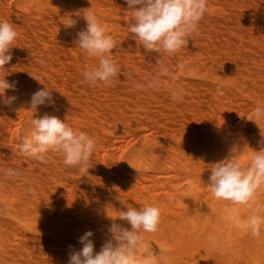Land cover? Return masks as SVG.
Wrapping results in <instances>:
<instances>
[{
	"label": "bare ground",
	"instance_id": "1",
	"mask_svg": "<svg viewBox=\"0 0 264 264\" xmlns=\"http://www.w3.org/2000/svg\"><path fill=\"white\" fill-rule=\"evenodd\" d=\"M7 2L0 0V21L13 24L19 37L10 49L12 60L0 69V77L6 76L15 85L5 95L15 96L21 107H29L34 92L45 85L56 89L55 105L30 109L32 114L67 118L74 130L88 133L98 147L88 172L80 173L63 163L61 152L49 151L43 161H37L19 152L20 143L9 151L7 142L2 139V146L0 140V190L10 199L7 217L0 215V264H68L69 246L82 248L79 238L89 230L95 251H100L111 223L106 213L117 215V209L123 207L120 200L137 208L144 203L160 208L158 230L145 234L159 254V264H231V258L222 257L225 243L231 240L242 241V247L237 252L231 249V254L243 255L250 264H264V230L256 238L235 227L228 219L233 205L215 200L207 187L211 164L233 154L246 163L252 149L264 146L260 129L264 121L260 126L254 121L249 126L237 122L239 127L231 135V113L225 112L243 96L254 104H264V0H208V12L181 50L187 63L179 67L176 79L162 78L160 87L143 89L136 85L159 71L157 59L171 70L179 55L157 57L138 47L129 32L132 10L126 0H22L18 11ZM90 7L113 36L114 52L122 53L115 58L121 74L110 87L89 86L82 77L89 57L85 58L75 41L77 33L86 29L83 14ZM68 16L76 21L71 28L62 23ZM134 55L139 58H132ZM217 83L222 85L223 95L217 93ZM177 87L183 88L184 98L173 103L168 89ZM154 94L161 100L153 99L157 98ZM154 100L159 104L153 105ZM2 101L0 97V129L8 125L4 134L11 136L6 138L18 139L16 133L11 134L15 130L9 132V123L15 120L10 122L7 116L15 106ZM151 105L162 120L157 114L153 118L148 111L153 109ZM171 109L177 112L173 116L183 117L171 120ZM30 121L26 132L31 130ZM138 124L151 127L153 135L150 142L141 141L130 152L127 162L120 154L112 156V162L135 172L134 177H120L121 173L111 171L110 161L106 155L101 157L100 149H108V136ZM246 145L247 153L241 152ZM8 168L18 170L20 176L5 177L3 170ZM146 179L151 183L144 184ZM189 180L195 182L193 187ZM29 187L35 189V197L28 193ZM256 199L264 204V188ZM236 207L241 219L250 215L246 206Z\"/></svg>",
	"mask_w": 264,
	"mask_h": 264
},
{
	"label": "clouds",
	"instance_id": "2",
	"mask_svg": "<svg viewBox=\"0 0 264 264\" xmlns=\"http://www.w3.org/2000/svg\"><path fill=\"white\" fill-rule=\"evenodd\" d=\"M126 3L132 10L129 32L134 35L138 47L142 46L146 53H157V57L162 53H180L208 12V0H126ZM83 18L87 26L77 33L75 43L87 57L94 58L95 63L85 68L82 77L89 86L102 84L110 87L121 74L112 58L116 42L91 7L87 8ZM62 23L71 28L76 21L68 16ZM18 37L19 32L13 24L0 21V69L5 68L12 60L10 49ZM157 64L160 65L159 71L144 83H137V89L158 88L162 85V78L175 79L168 66L162 65L159 59ZM177 66L182 67V63ZM221 88L222 85L217 83L216 91L219 95H223ZM9 89L15 90V85L6 76L0 77V97H3L2 102L6 105H11L16 99L15 96L5 95ZM53 90L56 89L45 85L34 92L29 108L37 110L41 105L54 106ZM168 92L173 103L182 102L183 88H169ZM246 118L260 126V122L264 121V104H258L252 110L251 117ZM30 125L31 130L25 132L20 140L19 152L24 157L43 161L45 153L57 151L63 153V163L66 166L76 168L80 173L88 172L89 162L98 147L93 137L85 131L74 130L67 123V118L61 120L47 113L33 117ZM260 129L264 138V127L260 126ZM261 143L264 145V140ZM248 148L246 145L241 152L247 153ZM144 170H148L147 164L144 165ZM210 173L207 187L212 197L218 201H229L233 205L228 219L235 227L249 231L253 237H260L264 230V215H261L264 204L256 197L259 190L264 188V146L260 150L252 149L246 163L235 154L215 162L211 164ZM3 174L9 178L20 176V172L14 168L3 170ZM188 185L193 187L195 182L189 180ZM27 191L33 197L37 195L32 187ZM120 201L123 207L117 209V215L106 213L111 223L107 227L100 251H95L94 242L90 239L93 232L89 230L79 238L82 248L72 250V246H69L68 264H159V254L154 252L145 234L158 230L160 208L148 203L137 208ZM240 205L250 209V215L246 219L240 217L236 207ZM121 221L130 227L124 226Z\"/></svg>",
	"mask_w": 264,
	"mask_h": 264
},
{
	"label": "rangeland",
	"instance_id": "3",
	"mask_svg": "<svg viewBox=\"0 0 264 264\" xmlns=\"http://www.w3.org/2000/svg\"><path fill=\"white\" fill-rule=\"evenodd\" d=\"M8 2H7V5L11 8V9H13V10H16V11H18L19 10V7H18V4L22 1V0H7ZM20 1V2H19ZM17 6H16V5ZM115 50H113V54H112V58L114 59V61L116 62V60H115V58L118 60V58L117 57H120L119 55H121L122 56V53H120L119 54V52L117 51V53L119 54H116L115 52H114ZM183 54V55H182ZM117 55V56H116ZM179 55V57H177ZM178 55L176 56L177 58H179V59H177V60H179V61H177V63H182V67H183V65H185L186 63H187V58L185 57L186 56V54L185 53H183V52H180V53H178ZM135 56H137V55H134L132 58H139V56H137V57H135ZM181 56H183V57H181ZM85 58L87 59L88 57L87 56H85ZM182 58V59H181ZM83 59V61L84 60H86V59H84V58H82ZM88 60H92L93 62H91V61H89L90 63H95V60H93V58L92 59H90V58H88ZM88 60H86L87 61V63H86V61L84 62L85 64H84V66L86 65H89L90 63L88 62ZM181 60V61H180ZM120 62H116V64L118 65ZM172 65H173V63H172ZM176 67H175V66ZM173 66H174V68L172 69L171 68V70H173L174 72V76H176L178 73H179V70H180V68L177 66L178 64H176V62H175V64H174ZM119 67H120V65H118ZM122 66V65H121ZM172 66V67H173ZM179 69H178V68ZM178 69V70H177ZM121 70V69H120ZM175 73H176V75H175ZM176 79V78H175ZM160 96H161V93L159 94ZM159 95H157V94H154V96H157V98H153V99H160L161 97L163 98L164 96H163V94H162V96L161 97H159ZM242 98H244V99H242ZM245 98H247L246 96H243V97H240L239 98V100H237V102H235V104L234 105H232V107L231 108H229V109H226L225 110V112L227 113V112H229L228 114L230 115V113H231V116H229L230 117V119H231V121H232V123H233V128L232 127H230L229 128V131H228V134H231V135H233V132H236V128H238L239 127V124H237V122L238 123H240V122H242V124H244V125H247V126H249V124H250V120H247V118L246 117H251V115H252V110L256 107H254V105H257V104H254L255 102L254 101H252L251 99L249 100V98H247V99H245ZM152 99V100H153ZM161 100V99H160ZM157 101V103L155 102V100L154 101H151V103L154 105L155 103L158 105L159 103V101L158 100H156ZM153 102H155V103H153ZM250 102V103H249ZM251 102H252V104H253V106H250L251 105ZM249 104V105H248ZM12 105L13 106H15V107H13L12 109H11V111L9 112V114H7V116H8V119L9 120H11L10 122H12L13 120H15V121H13V122H15L14 124H13V122L12 123H9L10 125H9V128H10V131L9 132H11L12 130H15L16 132H12L11 134H13V133H16L15 135L16 136H18V139H14V140H12L10 137H7L6 138V136H9L10 134L9 133H7V135H5L4 133H6V131H8V125L6 126L5 124V128L7 127V130H5V132H4V127L2 126L1 127V129H0V135H2V136H0V140H1V142H2V139H3V142H7V146H5L6 148H8L7 150H9L10 151V147L11 148H14L15 146H16V144L17 143H20V140H21V138H22V135L26 132V123H27V121H30L33 117H40L39 115H33L32 114V112H31V110H30V108L29 107H21V104L19 103V102H17L16 100H14L13 101V103H12ZM157 105H155V108H157L156 106ZM254 107V108H253ZM150 108H153V109H149L148 111L152 114V116H153V118H154V116L157 114V116H159L158 118H159V120H162L163 118H162V116L160 115V113L158 114L157 112H159V111H156L155 109H154V106H152L151 105V107ZM228 108V107H227ZM20 109V110H19ZM157 110H158V108H157ZM248 110V111H247ZM245 111H247V112H245ZM12 112V113H11ZM16 114H15V113ZM175 112V114L177 115V112L174 110L173 111V109H171V113H172V118H171V120L172 119H175V120H178L177 118H179V117H183V116H181L180 114L178 115V117L176 116V115H174L173 116V113ZM11 113V114H10ZM246 113H247V115H246ZM150 114V115H151ZM245 114V115H244ZM13 115V116H12ZM18 116V117H15V116ZM156 116V117H157ZM169 116V115H168ZM167 116V119L169 118V117H171V116H169L168 117ZM30 117H32L31 119H29ZM155 117V118H156ZM12 118V119H11ZM166 118V117H165ZM157 119V118H156ZM167 119H165V121L167 120ZM180 119H182V118H180ZM18 120H19V123H18ZM18 123V124H17ZM232 123H231V125H232ZM11 125H13V126H11ZM23 126V127H22ZM14 127V128H13ZM2 128H3V133L1 132V130H2ZM13 128V129H12ZM147 128V127H146ZM145 127L143 128L142 127V125L141 124H138L137 126H133V128L131 129V130H128V129H126L124 132L122 131L121 133H115V134H113V135H111L110 137L108 136V138H106V141H107V144L109 145V146H106V147H108V149L106 148L105 149V146L103 147V149H102V147H101V149L100 150H102L101 152H100V154H101V157H103V156H105L106 155V157H107V159H109L108 160V162L110 161V163L109 164H111V167L112 168H110L111 169V171L113 172V170L114 171H117L118 173H121L122 175L120 176V177H123V176H132V177H134V175H135V172L134 171H130L128 168H122L121 166H120V164L118 163V161H116L115 159V161H113L112 162V158L115 156V158H117L118 157V155L120 154V156L119 157H123V159L127 162V160H128V156H129V154H130V152L136 147V146H138V145H140V144H142L141 143V141H143V143H145V142H150V138L152 137L151 135H153V129L150 127V129H149V126H148V129H146ZM22 129V130H21ZM152 129V130H151ZM151 131V132H150ZM230 132V133H229ZM147 133V134H146ZM5 135V141H4V138H3V136ZM141 134H143V135H141ZM144 134H146L145 136H144ZM142 137H141V136ZM11 136V135H10ZM149 136H150V138H149ZM14 137V136H13ZM145 137V138H144ZM9 138V139H8ZM6 139H8V140H6ZM139 140V141H138ZM16 141V142H15ZM0 142V143H1ZM2 142V143H3ZM137 144H136V143ZM9 144V145H8ZM5 144L3 143V145L2 146H4ZM134 146V147H133ZM2 148V147H1ZM16 148V147H15ZM103 153V154H102ZM126 154V155H125ZM109 155H111V156H109ZM113 156V157H112ZM127 156V157H126ZM118 160V159H117ZM108 165V164H107ZM105 166V165H104ZM108 166H110V165H108ZM107 168H109V167H107ZM113 169V170H112ZM128 169V170H127ZM134 172V173H133ZM170 172V171H169ZM172 172V171H171ZM114 174H117L116 172H114ZM170 174V173H169ZM118 175V174H117ZM168 175V174H167ZM171 175H172V173H171ZM168 176H170V175H168ZM131 178V177H130ZM129 178V179H130ZM134 179V178H133ZM147 181H144L143 183L144 184H147V183H145V182H148L149 180L148 179H146ZM151 182L149 181L148 182V184H150ZM161 191V190H160ZM10 203V199L8 198V197H5L4 195H2V192H1V190H0V215H2L3 217H7V214H8V209H7V206H8V204ZM16 224V223H15ZM19 224V223H18ZM21 230H23V232H26L28 235L30 234V231L28 230V229H26L24 226H21ZM20 236V235H19ZM18 236V237H19ZM240 241V240H239ZM239 241H234V240H231V241H228V243L226 242L225 244H227V245H225V249H224V251H223V256L222 257H225V258H231V260L229 259V261H230V263L231 264H250V263H248V261L245 259V258H243L244 256L243 255H233V254H231V251L232 250H234L235 249V251L237 250V249H240L242 246L240 245V244H242V241H240V243H239ZM231 243H233L234 245H232ZM235 243H237V244H235ZM239 243V244H238ZM234 246V247H232V246ZM237 247V248H236ZM240 247V248H239ZM232 249V250H231ZM10 251H12L11 249H10ZM230 252V253H229ZM237 252V251H236ZM228 255L230 256V257H228ZM244 259V260H241V259ZM246 260V261H245ZM252 264V263H251ZM254 264V263H253Z\"/></svg>",
	"mask_w": 264,
	"mask_h": 264
}]
</instances>
